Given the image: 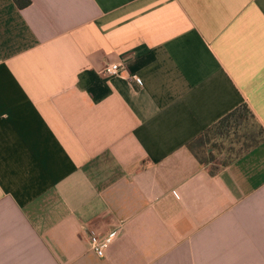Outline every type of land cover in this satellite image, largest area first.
<instances>
[{"label": "crops", "instance_id": "obj_1", "mask_svg": "<svg viewBox=\"0 0 264 264\" xmlns=\"http://www.w3.org/2000/svg\"><path fill=\"white\" fill-rule=\"evenodd\" d=\"M30 1L0 0V264H264V139L188 148L245 104L264 130V0Z\"/></svg>", "mask_w": 264, "mask_h": 264}, {"label": "rangeland", "instance_id": "obj_2", "mask_svg": "<svg viewBox=\"0 0 264 264\" xmlns=\"http://www.w3.org/2000/svg\"><path fill=\"white\" fill-rule=\"evenodd\" d=\"M238 125L239 123L231 122L222 134L216 128L204 138L201 144L195 143V152L202 159L208 161L212 169L223 168L228 159H233L240 150H243V144L246 141L245 133L247 132ZM249 125L255 134H260V137L264 139L255 119H250Z\"/></svg>", "mask_w": 264, "mask_h": 264}, {"label": "trees", "instance_id": "obj_3", "mask_svg": "<svg viewBox=\"0 0 264 264\" xmlns=\"http://www.w3.org/2000/svg\"><path fill=\"white\" fill-rule=\"evenodd\" d=\"M16 5L19 8H25L31 4L30 0H14ZM254 119L249 107L245 104L241 106L240 108L236 109L229 115H227L225 118H223L221 121H219L217 124H215L213 127L207 129L204 133L199 135L197 138H195L191 143H189L188 148L189 150L194 154V156L202 163V164H209L208 161H205L202 159L196 152H195V143H200L210 134L211 131L218 128L220 134L223 133L225 129L228 128V125L231 122L239 123L238 126L240 128H244V130L247 132L245 133L246 141L243 144V150H240L236 157L233 159H228L227 162L223 166L230 165L234 160L238 159L239 157L243 156L244 154L248 153L252 149L258 147L261 142L262 138L260 137V134H255L251 129L249 125V120ZM260 127V126H259ZM261 133L264 135V130L260 127ZM217 170V169H214Z\"/></svg>", "mask_w": 264, "mask_h": 264}, {"label": "built area", "instance_id": "obj_4", "mask_svg": "<svg viewBox=\"0 0 264 264\" xmlns=\"http://www.w3.org/2000/svg\"><path fill=\"white\" fill-rule=\"evenodd\" d=\"M124 72L125 69L123 65L119 63L108 64L102 71V73L107 77H122ZM129 78L136 81L139 85H142L141 81L137 77L129 76ZM122 233V226H119L118 228L105 234H99L93 230H90L89 245L91 251H93L98 257L104 258L106 248L112 245L121 236Z\"/></svg>", "mask_w": 264, "mask_h": 264}]
</instances>
